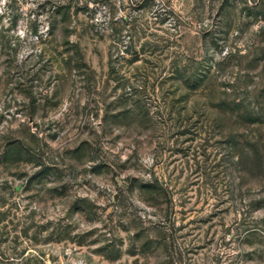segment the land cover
I'll return each instance as SVG.
<instances>
[{"label":"rangeland","instance_id":"obj_1","mask_svg":"<svg viewBox=\"0 0 264 264\" xmlns=\"http://www.w3.org/2000/svg\"><path fill=\"white\" fill-rule=\"evenodd\" d=\"M252 1L206 33L156 26L153 60L129 63L106 21L131 0H0V264H264V0H235ZM174 61L205 70L206 108Z\"/></svg>","mask_w":264,"mask_h":264},{"label":"trees","instance_id":"obj_2","mask_svg":"<svg viewBox=\"0 0 264 264\" xmlns=\"http://www.w3.org/2000/svg\"><path fill=\"white\" fill-rule=\"evenodd\" d=\"M170 1L171 0H131L130 7H133V9L137 11V13H134V16L125 15L122 16L121 19L119 18L118 21V18H116L113 13L109 14L108 21H106L107 31L111 33L112 39L116 36V41H114L116 44L124 43L123 46H126L123 53L131 56L127 62L147 61V63H149V59L153 60L152 58L157 52L156 48H154V44L157 43L156 40H158L154 38L153 30L155 29L153 28H156L158 25L167 24L178 32V29L184 25V19H190L193 23L197 22L199 26L207 27L201 31L206 33L213 25H218L223 21L232 25V23H234V18H232L234 15L232 14H235L236 11L255 16L258 14L257 9L261 6L254 1H252L251 6L247 5V3H245L244 6H239L235 0H192L191 8L186 9V15H181L180 13H176L172 5H170ZM53 4L54 11H52V16L55 18L61 17L60 22L63 27L68 25L70 22L69 18L72 14L77 15V12L71 11V8H69L70 6L67 7L66 4H62L58 1ZM145 14H150L149 19L152 20H147ZM54 24L52 25V30H54L56 24H58L57 19L54 21ZM136 32H141L140 36H135L134 33ZM34 36L41 44L44 43L42 42L41 35H37V33L34 32ZM135 40L137 42L142 41L141 47L138 50L135 48ZM69 51L70 50H67L66 52L64 49L59 51L44 46L43 48H39V55L52 56L54 54L55 56H61ZM183 64L184 63L179 61H174L172 63L171 74L169 76L171 77L170 79L173 81L174 86L177 87L178 92L183 93L187 98L193 94L205 96L207 100L203 106L206 108L207 105L212 102L207 96V92L209 91V86H207L209 77L206 75L205 70H201V68L197 67L190 71L189 66L185 67ZM148 77L150 78L149 75ZM211 90L214 93L212 88ZM17 143L20 146L26 147L27 152L31 150L25 143L19 141L13 143V145Z\"/></svg>","mask_w":264,"mask_h":264}]
</instances>
